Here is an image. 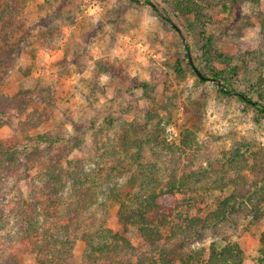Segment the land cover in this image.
I'll use <instances>...</instances> for the list:
<instances>
[{
    "label": "rangeland",
    "instance_id": "374dc122",
    "mask_svg": "<svg viewBox=\"0 0 264 264\" xmlns=\"http://www.w3.org/2000/svg\"><path fill=\"white\" fill-rule=\"evenodd\" d=\"M7 1L0 0V6L4 7ZM137 1L9 0L13 5L18 3L17 21L9 27L16 28L12 46L19 54H13V64L4 71L6 81L1 91L13 96L28 88L48 90L50 87L54 91L53 106H48L50 118L40 128L33 129L32 135L64 134L70 146H77L71 150L70 158H92V162L99 164L96 168L111 163L98 156L94 132L99 128V132L117 139L121 131L120 118L143 124L150 121L148 113L153 111L163 117L167 136L175 144L182 140L184 128L194 130L199 142L197 147H200H193L185 154L188 156L186 164L196 156L195 170L203 166L209 170V176L162 200L173 208L174 215L205 216L218 200L232 193L235 182L245 188L254 183L256 174L264 173V115L236 95L222 97L213 79L200 83L189 65L185 42L179 32L158 16L151 4ZM149 2L159 6L182 30L172 1ZM213 2L216 5L215 0ZM206 11L213 17V22L207 26L208 34L213 36V49L210 53L203 48L205 40L199 31L186 38L191 44L194 64L212 78V68L222 70L234 59L241 68L233 77L232 86L264 102L263 97H258L259 92H264V36L260 15L264 12V0L259 7L240 0L238 5L226 8L219 5ZM182 33L184 35L185 31ZM3 43L0 37V44L8 50ZM203 51L206 55L200 63ZM220 53L225 57H219ZM227 58H230L227 62L221 61ZM102 61L113 66L111 73L98 71ZM179 65L183 71H178ZM260 77L263 80L260 81ZM38 102L40 100L33 101L23 117L9 115L8 123L0 128V141L23 147L25 136L19 129L20 122ZM110 118L118 120L106 127ZM236 144H242L246 150L247 171L237 177L230 169L235 167L233 164L215 162L210 166L208 160L213 155L232 150ZM156 154L146 146L143 162L149 165L165 159ZM256 157L260 158L258 163ZM179 169L180 174L190 170L188 167ZM37 170L35 167L29 171L18 185L26 197L33 190L31 176ZM221 175L223 181L214 188L213 180ZM111 180L126 181L115 176L108 184H112ZM13 182L17 185L12 178L7 186ZM99 203L98 209L94 208V213L86 216L84 225L103 224L122 232L119 205L103 200ZM262 207L264 209V203ZM234 218L236 221H228L222 234L241 245L245 264H264L260 250L264 216L255 219L249 212H241ZM126 233L138 249H149L136 227L130 226ZM0 236L3 258L13 256L15 264H38L29 241L14 238V232L8 235L3 232ZM209 242L208 239L198 245L208 246ZM83 247L81 241L75 246L73 261L76 264H83Z\"/></svg>",
    "mask_w": 264,
    "mask_h": 264
},
{
    "label": "trees",
    "instance_id": "16d2710c",
    "mask_svg": "<svg viewBox=\"0 0 264 264\" xmlns=\"http://www.w3.org/2000/svg\"><path fill=\"white\" fill-rule=\"evenodd\" d=\"M144 1L151 4L157 15L176 30L172 18L159 10V6L150 3L151 0ZM169 1H172L174 12L185 31V38L199 31L205 40L203 48L211 53L213 36L208 34L207 26L213 22V17L206 10L219 5L224 8L238 5L240 0H215L216 5L213 0ZM247 1L261 6V0ZM17 4L13 5L8 0L4 7L0 6V37L8 49L5 50L0 44V128L8 123L10 114L23 117L33 101L40 102L20 122L19 129L25 136L22 148L0 141V234L14 232V238L29 241L32 251L37 255L38 264H76L73 251L80 241L84 243L83 264H245V251L241 245L229 240L222 231L228 221H236L234 216L241 212H249L255 219L264 216V173L256 174L258 179L245 188L235 182L232 193L218 200L215 208L205 216L183 218L182 215H174L173 208L162 200L209 176V170L203 166L195 170L196 156L186 164L188 156L185 154L199 145L194 130L184 128L182 140L175 144L167 136L163 117L155 115L153 111L148 113L150 121L146 120L143 124L125 122L124 118H120L121 131L117 139L99 132V128L94 132L98 156L102 161L111 163L102 168H96L99 164L92 162V158L71 159L70 152L77 146H70L69 138L64 134L32 135L33 129L40 128L50 118L48 106H53L54 91L50 87L48 90L28 88L13 96L1 91L6 81L4 71L13 64V54H19L18 49L12 46L16 28L9 27L17 21ZM260 13L264 36V12ZM187 44L188 48L185 47L189 58L191 44ZM205 55L203 51L200 63ZM217 55L225 57L223 53ZM228 59L221 61L227 62ZM233 60L228 61L222 70L212 68V78L200 68L205 79L195 72L191 62L189 65L200 83L213 79L222 97L236 95L246 105L264 115V102L254 100L232 86L233 77L241 68L239 62ZM176 68L183 71L181 65ZM98 71L111 73L113 66L102 61ZM258 97L264 99V92H259ZM117 120L108 119L106 127L112 126ZM146 146L165 159L146 165L143 162ZM245 151L242 144H236L232 150L213 155L208 163L211 167L215 162L233 164L235 167L230 169L238 177L249 167ZM256 160L258 163L260 158L256 157ZM35 167L38 170L31 176L33 190L26 197L18 185ZM180 167L190 170L180 174ZM115 176L126 181L121 183L111 180L112 184H108V180ZM12 178L17 185L13 182L9 187L7 181ZM223 179L222 175L217 176L213 180L214 188ZM99 200L119 205L122 232L103 224L84 225L86 216L93 214L94 208L98 209ZM130 226L137 228L149 249L141 250L133 244L126 233ZM208 239V246L198 245ZM260 241L263 245L260 250L264 255V232ZM1 255L0 264L16 263L13 256L3 258Z\"/></svg>",
    "mask_w": 264,
    "mask_h": 264
},
{
    "label": "water",
    "instance_id": "95a60500",
    "mask_svg": "<svg viewBox=\"0 0 264 264\" xmlns=\"http://www.w3.org/2000/svg\"><path fill=\"white\" fill-rule=\"evenodd\" d=\"M174 27L176 28V30L179 32L180 36L182 37L183 41L185 42V46L188 48V44L186 42V38L185 36L183 35L182 33V30L176 25V24H173ZM188 56H189V59H190V62L195 70V72L203 79H205V75L200 71V69L194 64L193 60H192V56H191V53L190 51L188 50Z\"/></svg>",
    "mask_w": 264,
    "mask_h": 264
}]
</instances>
